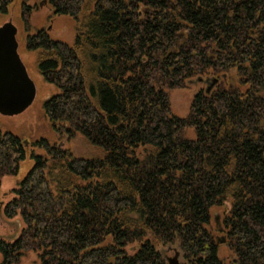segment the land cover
<instances>
[{"label": "trees", "instance_id": "16d2710c", "mask_svg": "<svg viewBox=\"0 0 264 264\" xmlns=\"http://www.w3.org/2000/svg\"><path fill=\"white\" fill-rule=\"evenodd\" d=\"M48 3L78 26L72 44L45 29L27 37L58 89L45 117L104 154L76 158L45 138L31 144L38 154L0 134V188L33 161L3 210L23 226L0 236V264L29 251L40 264H169L171 247L188 264H226L211 227L225 205L233 264H264V0ZM210 72L238 85L200 90L187 116L174 114L170 91Z\"/></svg>", "mask_w": 264, "mask_h": 264}, {"label": "rangeland", "instance_id": "374dc122", "mask_svg": "<svg viewBox=\"0 0 264 264\" xmlns=\"http://www.w3.org/2000/svg\"><path fill=\"white\" fill-rule=\"evenodd\" d=\"M46 0H13L8 7L7 13L0 11V26L5 22L12 21L18 27L19 52L23 61L26 64L30 77L34 80L37 86V96L32 105L24 112L14 115L5 116L0 114V134L5 132L13 133L28 141L27 147L33 149L38 154H44L45 150L31 146V144L45 138L51 144H59L71 151L76 158H92L103 156L102 148L91 144L82 134L78 133L74 138L68 139L67 136L62 138L54 129L52 123L45 117L44 103L45 101L58 92V89L47 83L38 71L37 61L38 52L27 49V37L29 34H34L40 29H45L49 35L56 40L73 43L77 32V21L68 14H56L54 7ZM48 1V0H47ZM24 5L31 7L29 15L30 25L27 26L23 20L22 12ZM228 73L209 74L191 78L183 88H176L170 91V102L172 112L180 117H185L190 112L191 103L194 96L200 90H206L208 80L212 78L219 79V84L227 82V84L238 85L237 78L228 76ZM217 85V86H218ZM227 85V86H229ZM215 86L214 89L217 87ZM213 89V90H214ZM33 161L27 158L21 163L19 172L15 176H7L3 179L0 188V236L12 235L15 232V222H18V230L23 226L21 216L18 215L13 219H8L4 213V207L9 200L14 197L13 189L18 187L28 170L31 168ZM228 206H216L212 208V230L215 238H220L222 235L218 232L217 221L222 225V219ZM15 223V224H14ZM176 247L166 249L165 256L174 257ZM180 254V253H179ZM181 264H188L184 259L183 253L180 254ZM220 256L226 264H233L234 254L226 245L222 243L220 246ZM166 258V261H167ZM2 255L0 254V263ZM169 263V261H167ZM15 264H40V258L36 251L27 252L19 262Z\"/></svg>", "mask_w": 264, "mask_h": 264}, {"label": "water", "instance_id": "95a60500", "mask_svg": "<svg viewBox=\"0 0 264 264\" xmlns=\"http://www.w3.org/2000/svg\"><path fill=\"white\" fill-rule=\"evenodd\" d=\"M17 35L18 27L12 21L0 26V114L5 116L24 112L37 96V86L19 52ZM208 82L206 92L210 93L219 79H209ZM25 144L28 145L27 140ZM217 228L223 230L218 221ZM217 242L219 244L226 242V237L218 238ZM177 254L169 259V264H179Z\"/></svg>", "mask_w": 264, "mask_h": 264}, {"label": "flooded vegetation", "instance_id": "af4514ba", "mask_svg": "<svg viewBox=\"0 0 264 264\" xmlns=\"http://www.w3.org/2000/svg\"><path fill=\"white\" fill-rule=\"evenodd\" d=\"M21 55V54H20ZM221 235H224L225 233L223 232V233H220ZM176 254H177V251L175 252V256H176ZM180 254H177V260L179 261V264H181V259H180ZM167 258V257H166ZM171 257H168L167 258V261H169V259H170Z\"/></svg>", "mask_w": 264, "mask_h": 264}, {"label": "bare ground", "instance_id": "6f19581e", "mask_svg": "<svg viewBox=\"0 0 264 264\" xmlns=\"http://www.w3.org/2000/svg\"><path fill=\"white\" fill-rule=\"evenodd\" d=\"M46 2H48V1L46 0ZM212 79H213V78H212ZM210 81H211V80H210ZM210 81H209V82H210ZM209 82H208V85H209ZM215 86H216V85H215ZM215 86H214V87H215ZM207 87H208V86H207ZM206 90H207V89H206ZM222 228H223V227H222ZM217 231L220 232V233H223V232H224V229H223L222 231H220V230L217 229ZM222 237H226V234L222 235L220 238H222ZM217 240H218V238H216V241H217ZM226 241H227V238H226ZM217 243H218V242H217ZM224 243H225V242H224ZM218 244H219V243H218Z\"/></svg>", "mask_w": 264, "mask_h": 264}]
</instances>
